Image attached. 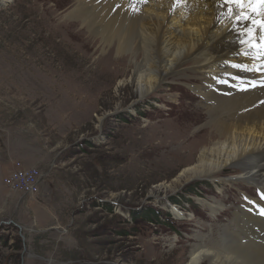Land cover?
Instances as JSON below:
<instances>
[{
    "label": "rangeland",
    "instance_id": "obj_1",
    "mask_svg": "<svg viewBox=\"0 0 264 264\" xmlns=\"http://www.w3.org/2000/svg\"><path fill=\"white\" fill-rule=\"evenodd\" d=\"M75 4L12 0L0 8V264H185L199 238L252 204L241 191L262 189L210 179L172 188L215 138L189 86L200 81L173 77L141 96L130 58L123 76L94 64L101 51L82 64L68 36L83 29L71 24ZM100 36L96 47L110 51ZM74 71L93 75L76 83ZM18 160L45 173L38 194L3 184ZM197 196L220 200L219 214L228 213L214 219Z\"/></svg>",
    "mask_w": 264,
    "mask_h": 264
},
{
    "label": "bare ground",
    "instance_id": "obj_2",
    "mask_svg": "<svg viewBox=\"0 0 264 264\" xmlns=\"http://www.w3.org/2000/svg\"><path fill=\"white\" fill-rule=\"evenodd\" d=\"M75 1L71 24L83 29L70 28L68 36L83 52L82 64L101 51L94 64L123 76L122 59L130 58L128 74L141 96L173 77L200 81L189 86L202 97V121L215 138L192 156L172 188L183 180L210 179L255 185L264 194V0ZM98 35L110 51L96 47ZM91 75L74 71L73 79ZM227 168L238 173L224 181L218 176ZM197 197L214 219L228 213L219 214L220 200ZM230 213L225 227L199 238L185 264H264V196Z\"/></svg>",
    "mask_w": 264,
    "mask_h": 264
},
{
    "label": "built area",
    "instance_id": "obj_3",
    "mask_svg": "<svg viewBox=\"0 0 264 264\" xmlns=\"http://www.w3.org/2000/svg\"><path fill=\"white\" fill-rule=\"evenodd\" d=\"M45 177V173L39 167L18 160L15 169L4 177L3 184L11 191L36 195L40 192Z\"/></svg>",
    "mask_w": 264,
    "mask_h": 264
},
{
    "label": "water",
    "instance_id": "obj_4",
    "mask_svg": "<svg viewBox=\"0 0 264 264\" xmlns=\"http://www.w3.org/2000/svg\"><path fill=\"white\" fill-rule=\"evenodd\" d=\"M10 2H12V0H0V8L8 5ZM16 225L20 228L21 234H22V229H23L22 226L19 224H16ZM22 236L24 237L23 234H22Z\"/></svg>",
    "mask_w": 264,
    "mask_h": 264
},
{
    "label": "crops",
    "instance_id": "obj_5",
    "mask_svg": "<svg viewBox=\"0 0 264 264\" xmlns=\"http://www.w3.org/2000/svg\"><path fill=\"white\" fill-rule=\"evenodd\" d=\"M8 170H9V167H7V171H8ZM1 180H2V179H1V177H0V189H1V191H2L3 189H2V183H1Z\"/></svg>",
    "mask_w": 264,
    "mask_h": 264
},
{
    "label": "trees",
    "instance_id": "obj_6",
    "mask_svg": "<svg viewBox=\"0 0 264 264\" xmlns=\"http://www.w3.org/2000/svg\"><path fill=\"white\" fill-rule=\"evenodd\" d=\"M188 192H189V193H193V192H195V189H189Z\"/></svg>",
    "mask_w": 264,
    "mask_h": 264
}]
</instances>
